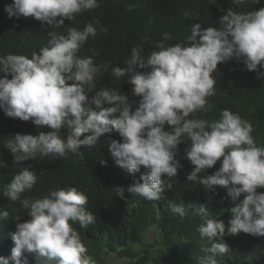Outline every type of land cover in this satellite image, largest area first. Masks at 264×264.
Segmentation results:
<instances>
[{
	"label": "clouds",
	"instance_id": "clouds-1",
	"mask_svg": "<svg viewBox=\"0 0 264 264\" xmlns=\"http://www.w3.org/2000/svg\"><path fill=\"white\" fill-rule=\"evenodd\" d=\"M231 1L237 6L247 3ZM99 6L98 0H13L5 11L9 18L33 17L42 27L58 29L65 19L74 20L77 14ZM228 6L215 21L219 27L194 23L186 39L165 32L150 48L133 47L126 67L111 68L117 79L129 76L133 94L140 97L138 104L116 89L95 90L96 77L108 65L95 62V50L91 56L78 55L89 37L97 35L98 20L82 30L71 27L66 34L49 31L47 44L30 58L11 53L0 56V109L7 117L50 129L38 135L17 133L4 142L13 154V164L22 165L5 186L4 195L19 201L30 217L23 222L20 216L14 219L12 259L16 264H30L29 257L34 264H95L75 227L86 229L95 223L94 213L85 207L87 195L65 186L40 198H22L39 179L32 165L24 162L38 155L65 157L82 147L92 148L102 135L113 131L121 137L108 144L114 164L131 175L143 168L127 189L115 187L122 199L125 191L146 200L165 198L171 184L166 186L163 178L174 177L183 168L176 159L181 143L194 165L187 180L206 189L221 186L227 190L234 202L227 226L210 215L205 203L192 209L203 217L197 231L207 241L198 264H218L216 256L229 252L225 236L241 232L264 237V191H258L264 188V146L255 142L253 124L229 109L211 121L194 115L213 107L209 102L215 95L213 75L236 65L233 60L264 78V7L237 11ZM216 15L204 13L208 21ZM143 39L150 41L147 34ZM218 161L214 173L200 176ZM0 166L7 164L0 162ZM170 207L181 218L187 215L183 204ZM0 215L10 216L7 210ZM0 260L8 264L7 258Z\"/></svg>",
	"mask_w": 264,
	"mask_h": 264
},
{
	"label": "trees",
	"instance_id": "trees-1",
	"mask_svg": "<svg viewBox=\"0 0 264 264\" xmlns=\"http://www.w3.org/2000/svg\"><path fill=\"white\" fill-rule=\"evenodd\" d=\"M12 2L0 0V56L11 53L30 58L33 51H39L47 44L49 31L66 34L71 27L82 30L86 24H95L98 20L97 35L89 37L78 55L91 56L95 50V62L108 65L107 70L96 77L95 90L105 87L116 89L136 104L140 97L133 94L129 76L117 79L111 73L114 66L126 67L125 62L130 58L133 47L150 48L165 32L186 39L194 23H200L202 27H219L215 21L218 15L223 14L221 9L227 10L228 4L237 11L264 7V0L258 4L247 0L246 4L238 6L231 0H98V8L77 14L74 20L65 19L61 28L51 29L42 27L41 22L33 17L9 18L5 6ZM186 12L189 13L187 17ZM205 12L217 15L208 21ZM100 27L107 31H99ZM145 34L150 41L143 39ZM233 62L236 65L227 66L213 75L215 95L209 97L213 107L207 113L194 115L211 121L218 119L223 109L239 113L253 124L252 136L257 145L264 146V78H258L255 71L246 70L242 62ZM40 131L50 129L38 128L31 120L7 117L0 109V162L7 164V167L0 166V213L7 210L10 214L7 219L0 215V258H7L8 264H16L12 259L14 219L20 216L23 222L30 217L19 201L13 202L4 195L5 186L22 167L13 164V154L4 147V142L17 133L38 135ZM63 131L66 139L67 130ZM111 139L119 141L121 137L113 131L102 135L92 148L82 147L77 153L68 152L65 157L38 155L25 161L24 165H32L39 179L31 190L22 194V198H40L65 186L84 192L88 197L85 207L94 213L95 223L86 229L79 225L75 227L95 264H106L108 255H113L119 264H198L199 258L205 255L207 241L201 240L197 231L203 217L194 214L192 209L205 203L210 215L221 219L227 226L232 218L229 209L234 206L227 190L221 186L210 190L198 182L187 180L194 165L186 156V145L181 143L176 159L183 168L178 169L176 176L163 178L166 186L171 184V188L165 190V198L146 200L125 191L122 199L116 195L115 187L127 189L140 177L143 168L131 175L116 166L108 150ZM101 159L106 163L102 164ZM219 166L218 161L200 176L211 175ZM258 191H264V188ZM170 204H183L187 215L181 218L171 210ZM224 239L229 252L216 256L218 264H264V237L240 232ZM29 262L34 264L32 257H29ZM0 264H3L2 260Z\"/></svg>",
	"mask_w": 264,
	"mask_h": 264
},
{
	"label": "rangeland",
	"instance_id": "rangeland-1",
	"mask_svg": "<svg viewBox=\"0 0 264 264\" xmlns=\"http://www.w3.org/2000/svg\"><path fill=\"white\" fill-rule=\"evenodd\" d=\"M145 238H148V237L145 236ZM119 263H120L119 260H117L113 255H108L106 259V264H119Z\"/></svg>",
	"mask_w": 264,
	"mask_h": 264
}]
</instances>
